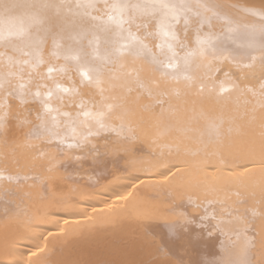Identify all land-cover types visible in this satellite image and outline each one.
<instances>
[{
    "label": "bare ground",
    "instance_id": "obj_1",
    "mask_svg": "<svg viewBox=\"0 0 264 264\" xmlns=\"http://www.w3.org/2000/svg\"><path fill=\"white\" fill-rule=\"evenodd\" d=\"M0 264H264V0H0Z\"/></svg>",
    "mask_w": 264,
    "mask_h": 264
},
{
    "label": "snow or ice",
    "instance_id": "obj_2",
    "mask_svg": "<svg viewBox=\"0 0 264 264\" xmlns=\"http://www.w3.org/2000/svg\"><path fill=\"white\" fill-rule=\"evenodd\" d=\"M164 35L165 36H168V33L167 32H165L164 33ZM171 39H175V37L173 36V37H171ZM171 59V58H170ZM82 75H84L85 76V78H87V74L86 73H82ZM64 91H67L66 89H64ZM223 91H227V89H224Z\"/></svg>",
    "mask_w": 264,
    "mask_h": 264
}]
</instances>
